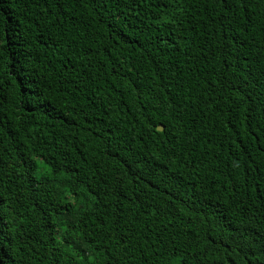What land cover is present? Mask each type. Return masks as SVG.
<instances>
[{
    "label": "trees",
    "instance_id": "obj_1",
    "mask_svg": "<svg viewBox=\"0 0 264 264\" xmlns=\"http://www.w3.org/2000/svg\"><path fill=\"white\" fill-rule=\"evenodd\" d=\"M0 264H264V0H0Z\"/></svg>",
    "mask_w": 264,
    "mask_h": 264
},
{
    "label": "water",
    "instance_id": "obj_2",
    "mask_svg": "<svg viewBox=\"0 0 264 264\" xmlns=\"http://www.w3.org/2000/svg\"><path fill=\"white\" fill-rule=\"evenodd\" d=\"M158 129L162 131V130L164 129V126H163L162 124H160V125L158 126Z\"/></svg>",
    "mask_w": 264,
    "mask_h": 264
}]
</instances>
